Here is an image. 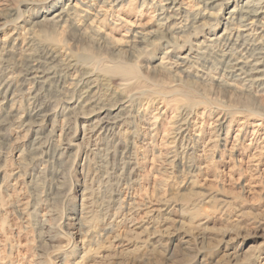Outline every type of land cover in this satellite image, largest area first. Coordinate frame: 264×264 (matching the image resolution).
Wrapping results in <instances>:
<instances>
[{
  "label": "rangeland",
  "instance_id": "obj_1",
  "mask_svg": "<svg viewBox=\"0 0 264 264\" xmlns=\"http://www.w3.org/2000/svg\"><path fill=\"white\" fill-rule=\"evenodd\" d=\"M114 1L0 0V264H264V131L234 113L264 84L242 89L220 43L175 62L225 7L172 49L158 0Z\"/></svg>",
  "mask_w": 264,
  "mask_h": 264
},
{
  "label": "bare ground",
  "instance_id": "obj_2",
  "mask_svg": "<svg viewBox=\"0 0 264 264\" xmlns=\"http://www.w3.org/2000/svg\"><path fill=\"white\" fill-rule=\"evenodd\" d=\"M76 1L81 2L82 5L87 4V1L90 2V0H76ZM117 1L118 0H115L114 4H116ZM150 1L154 2V0H150ZM150 1L148 3H150ZM179 1L181 0H158L157 8L155 9L158 14L157 16V21H159L158 28L162 29V31L165 30L167 36L165 35L164 40H167L169 43H172V45H170L172 49L175 45H178V42L181 43L186 42V40H181L177 38L179 37V35L185 33L188 27L191 26L194 27L196 24H198V26H205L202 21L207 19H214L216 21L217 17L218 16L220 17V10L222 9V7H225L226 9V16L221 18V21L219 19L220 23L223 25L219 33L213 32L209 34L201 42L195 43L194 48L190 47L187 50V52L185 53L182 52L177 54L175 56V62L178 63L179 65H184L187 62H190L192 59H197L198 57H202V55L205 53L206 50H208L210 46L220 43L219 45H217V47L219 46V48H223V49H219L217 51L220 57L219 58L220 62L224 65V71H228L232 73V75L234 76L233 80L239 82L242 86V89L243 88L250 89L251 87L253 88V87L263 86L264 84V0H191L196 5V8L194 9L183 7L182 4L184 2L181 4ZM72 4L73 5L69 3L67 7L54 12L53 16L51 17L52 22L53 23H59L61 21L63 22L67 20V18H70L71 14H77L78 10L75 9L77 2H74ZM81 11L84 10L82 9ZM187 18H189V20H187ZM152 32L153 31L151 32L149 31L147 33L144 32L141 33L140 35L142 39L147 40L153 34ZM248 40H251V44H247ZM202 43H205L206 45H203ZM168 52L169 51L165 53ZM27 67H29L28 71L30 77H34L37 79H44L46 77L44 76L45 72L43 66L40 65L37 66V61L34 62L32 66L28 65ZM236 85L237 83H232V82L227 83V86H229L230 88L237 87ZM85 88H87V86L79 89V93L76 99L78 104L81 103L86 104V96L91 91L90 90L91 87H88L87 89ZM124 107L125 105L121 104L118 108L121 111L122 108ZM234 113L244 114L242 115L241 119H245V123H247L248 120H252L253 122L251 123V125L254 131H260V130L264 131V106L261 107L258 106L256 108L246 107L245 109H236ZM249 115L250 116L254 115V116L249 117ZM181 119L182 117L179 118L178 120L179 124H177V121L175 122L178 125L177 126L178 130H180L181 127L183 126V122L181 121ZM226 122L227 120L225 119V117L221 119V116L219 115V117L216 118L215 124L218 131V135L220 128H222V126H224ZM242 123L243 121L241 122V124ZM96 125L100 126L101 129L104 128L106 129V127L109 124H96ZM263 155H264V134L261 137V139L258 140L257 145L254 147L253 153L248 154V156L250 161L255 162V167H256L260 159L264 157Z\"/></svg>",
  "mask_w": 264,
  "mask_h": 264
}]
</instances>
